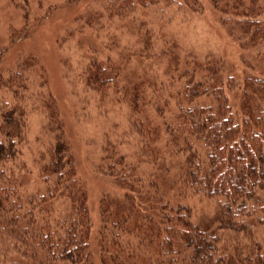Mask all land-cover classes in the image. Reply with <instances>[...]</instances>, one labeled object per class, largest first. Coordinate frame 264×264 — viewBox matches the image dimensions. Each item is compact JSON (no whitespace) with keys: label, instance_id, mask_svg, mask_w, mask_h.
I'll return each mask as SVG.
<instances>
[{"label":"trees","instance_id":"1","mask_svg":"<svg viewBox=\"0 0 264 264\" xmlns=\"http://www.w3.org/2000/svg\"><path fill=\"white\" fill-rule=\"evenodd\" d=\"M212 2L225 24L234 9L232 37L264 60V0ZM194 64L171 92V76L150 78L145 92L142 77L122 86L132 114L152 108L158 116L131 115L147 142L138 164L170 160L174 178L162 170L138 174L123 156L109 163L123 191L102 195L98 227L62 137L40 166L45 187L26 188L31 171L16 142L25 137L26 110L16 93L22 77H13L16 105L0 120V264H264V72L225 79L223 57L211 53ZM121 66L103 67L105 78ZM193 194L212 199L215 215L195 220L190 205L179 203Z\"/></svg>","mask_w":264,"mask_h":264},{"label":"rangeland","instance_id":"2","mask_svg":"<svg viewBox=\"0 0 264 264\" xmlns=\"http://www.w3.org/2000/svg\"><path fill=\"white\" fill-rule=\"evenodd\" d=\"M233 12L225 24L212 0H0V120L16 105L12 79L19 75L16 93L22 96L27 128L16 142L31 171L26 188L45 187L38 172L59 137L71 147L95 227L100 225L102 195L123 191L107 172L109 163L123 156L138 165V174L162 170L172 178L170 160L159 164L147 158L138 164L147 142L131 115L153 121L158 116L152 108L132 114L122 86L142 77L145 92L150 78L171 76V92L175 81L184 79L181 71L209 53L223 57L225 79L264 72L261 56L241 49L232 37L230 31L237 35ZM161 49L165 55L158 57ZM119 61V74L106 79L103 67ZM97 75L103 78L99 81ZM111 146L116 151L108 159ZM179 203L189 204L197 221L208 220L217 209L202 194L181 195Z\"/></svg>","mask_w":264,"mask_h":264}]
</instances>
